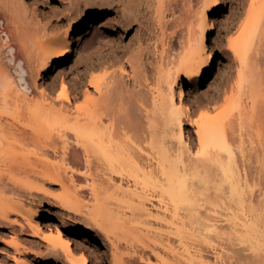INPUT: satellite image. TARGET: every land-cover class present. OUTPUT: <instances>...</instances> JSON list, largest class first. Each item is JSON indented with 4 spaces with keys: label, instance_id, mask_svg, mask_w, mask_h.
Listing matches in <instances>:
<instances>
[{
    "label": "bare ground",
    "instance_id": "1",
    "mask_svg": "<svg viewBox=\"0 0 264 264\" xmlns=\"http://www.w3.org/2000/svg\"><path fill=\"white\" fill-rule=\"evenodd\" d=\"M129 4L55 29L0 0V264H264V0L230 41L235 71L203 97L224 0H158L151 67L88 39L132 24Z\"/></svg>",
    "mask_w": 264,
    "mask_h": 264
},
{
    "label": "rangeland",
    "instance_id": "2",
    "mask_svg": "<svg viewBox=\"0 0 264 264\" xmlns=\"http://www.w3.org/2000/svg\"><path fill=\"white\" fill-rule=\"evenodd\" d=\"M25 1H26L27 5L30 6V8L36 6L39 9L38 11L43 12V15L40 16L43 22L46 20L52 19L55 29H60V28H58V26L61 27L63 25V22L65 23L68 20V18L69 19L74 18L75 16H77L76 14H78V15H80V14L81 15L82 14L97 15L99 13H106L108 15V17L110 16L111 18L119 17V16H121L122 9L124 7H127V4L130 3L129 4L130 7L135 6L134 8H136V9L139 8V11H140L139 12L137 9V12H138L137 13L135 11L136 9H134L135 17L137 14L138 18L133 19L132 24L125 25L126 27L125 26H123L122 28L120 27L119 30L122 32H120L119 34L112 33L106 28L98 29L96 32L91 33L90 36H88V39L90 38V40H91L92 37L94 38L96 35L102 42L104 41L103 43L101 42L100 47L98 48L99 50L96 48L98 51H101V52H103L106 49H110V47L114 44L115 40L116 41L118 40L117 44H114V45H116V46H114V48L116 47V49H117V50H115L113 48L115 50V52L119 50V51H121V53H124V51H125V53H128L131 50H133V53H134L138 49H140V50H142V57H144L143 58L144 62H145V60L147 63L150 61L147 66L151 67L150 65L154 64V62H156V60L154 58L157 57L156 55L158 52H156V51H158L159 46H157L158 42H157V44H155V43H156V40L158 39L157 35H159L158 34L159 29H157L158 26H157V24H155L156 23L155 19H154L155 13H153L152 11L155 10L156 3L158 2V0H140V1L139 0H136V1L132 0V1H134L133 3H131L130 0H125V1L124 0H78L77 5H74V7H73L74 9L72 8L73 10L69 7L70 10H72L71 13H69L70 10H68V8H65L68 6L63 5L58 0H50V3H48L49 5L47 3H44V2L39 1V0H25ZM126 1H129V2L125 3ZM248 1L249 0H224V10H223L222 14L220 16L214 17L213 21L215 24V28L212 31V33L210 34L209 39H208V47H209L210 52L213 55V72H212L211 76L204 83H201L202 84L201 91L199 90V92H198L197 90L192 91L191 89H189L190 90V92H189L190 97L193 101L195 100V94L197 95V92L198 93L201 92L200 96L203 97L205 94V91H209L210 89H213L212 87H214L217 83L218 84H217V86H215V88L219 86V84L221 83V80L223 81L222 78L225 79L226 78L225 76H227L226 71L232 72V70H234V65H233L234 61L232 60L233 59V56H232L233 52L231 50L232 48L230 45V41L232 38L234 39V37H237L238 36L237 34H239V29L241 28V25H242L241 23H243V21L245 19L246 12H247ZM122 2H124V3H122ZM137 2H139V3H137ZM154 3H155V6L153 5ZM135 4H138V5H135ZM124 5H126V6H124ZM129 6H128V8H129ZM136 6H138V7H136ZM116 7L118 8V10ZM116 10H117V12H116ZM118 11H119V13H118ZM59 14L61 16H59ZM72 15H73V17H72ZM59 24H62V25L60 26ZM112 36H113V39H112ZM117 37H120V38L114 39ZM108 41H110V42H108ZM103 45H104V47H103ZM86 47H87V44H84L82 47V50H85ZM140 47H142V48H140ZM101 48L103 51L100 50ZM105 52L106 51H104V53ZM130 53H132V51ZM130 53H128L127 55H130ZM86 55H90V52L86 53L85 51H83V53L80 54L81 57H79V56L76 57L77 59L75 61H78L77 64L79 63L78 64L79 66L82 63V59ZM107 56L112 57L111 54H109ZM78 58L80 59V61L78 60ZM151 60H152V62L154 60V62L151 63ZM70 61L72 63V61H74V60L70 58ZM120 61L119 62L115 61L116 64L114 62V65L118 66L117 64L120 63ZM260 62H261V66H263V68H260V69L264 73V70H263L264 69V54L259 56V63ZM114 65H113V67H116ZM120 65L121 64H119V67H120ZM71 67L72 66H70V65H65L64 69L61 72L58 69L55 70L56 81H55V79L52 81L54 84H55V82L58 84V85L55 84V87H57V89L59 91L62 89V87L60 85L62 82L61 80L65 79L66 81L69 80V82H71V83L74 82V77H75L76 73H75V71H73V69ZM230 67H232V70H229V69H231ZM80 68H81V66H80ZM96 70L100 71L101 69H99V70L96 69ZM97 73H99V72H97ZM235 75H236V73L234 74V77H235ZM62 78H64V79H62ZM52 81L49 80V83H52ZM69 85H72V84L69 83ZM55 87H54V91L56 90L55 92H56V94H58L59 91L57 89H55ZM54 91H52V92H54ZM56 94H54V95H56ZM193 95H194V97H193ZM79 101L81 102V98H79L78 102ZM189 127L191 128V126H189ZM55 189H57V188H55ZM56 210H58V208ZM68 213L70 214V217L68 218V220L70 222L76 223V224H82L79 222L78 217H75L76 215L73 213L66 212V214H65L66 217L68 216ZM50 222L51 223L53 222V224H55V225L60 224L59 221L55 220V219H50ZM82 225H84V224H82ZM78 239H81L80 236L78 237ZM90 239H91V242L95 243V245H92L89 242V243H87L88 247L93 249V248H95V246H100L102 248V250L105 249V247L100 242V239H98V238L97 239L90 238Z\"/></svg>",
    "mask_w": 264,
    "mask_h": 264
}]
</instances>
